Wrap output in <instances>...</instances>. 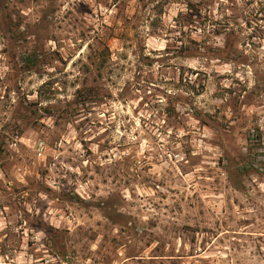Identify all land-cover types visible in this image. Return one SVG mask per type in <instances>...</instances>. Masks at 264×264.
<instances>
[{
	"label": "rangeland",
	"instance_id": "1",
	"mask_svg": "<svg viewBox=\"0 0 264 264\" xmlns=\"http://www.w3.org/2000/svg\"><path fill=\"white\" fill-rule=\"evenodd\" d=\"M0 264H264V0H0Z\"/></svg>",
	"mask_w": 264,
	"mask_h": 264
}]
</instances>
